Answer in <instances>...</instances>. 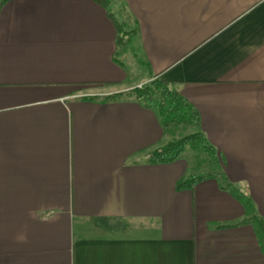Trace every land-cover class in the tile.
<instances>
[{
	"label": "crops",
	"instance_id": "0c3cea01",
	"mask_svg": "<svg viewBox=\"0 0 264 264\" xmlns=\"http://www.w3.org/2000/svg\"><path fill=\"white\" fill-rule=\"evenodd\" d=\"M112 9L146 75L118 59ZM155 76L196 109L222 176L177 189L205 165L150 162L167 140L158 114L106 98ZM252 216H264V0L1 4L0 264H264Z\"/></svg>",
	"mask_w": 264,
	"mask_h": 264
},
{
	"label": "trees",
	"instance_id": "16d2710c",
	"mask_svg": "<svg viewBox=\"0 0 264 264\" xmlns=\"http://www.w3.org/2000/svg\"><path fill=\"white\" fill-rule=\"evenodd\" d=\"M6 0H0V6ZM103 8H108L111 0H94ZM116 31L118 33V43H122L123 34L127 32L123 30V22H119L114 18ZM123 32V34H122ZM129 33V32H128ZM131 33V31H130ZM120 95L132 96L137 102L146 108L155 111L160 119L163 131L166 132L170 127L187 126L192 127L193 132L180 136L179 138H169L160 147L152 150L149 154V160L152 163H167L178 157L185 156L190 158L189 152L196 158V164H209L211 167L202 176H189L179 180L176 183L177 189L192 188L193 185L200 181L203 177L222 174L216 173L213 166L219 163L217 151L215 147L206 139L200 129V119L196 109L176 90L173 83L159 76L152 77L144 82L140 87H135L128 92L122 94H112L106 98H117ZM226 189L233 194H237L243 201L244 206L250 208V201L247 197L237 193L230 185L227 184ZM251 221L254 225L261 248L264 251V216H252Z\"/></svg>",
	"mask_w": 264,
	"mask_h": 264
},
{
	"label": "rangeland",
	"instance_id": "374dc122",
	"mask_svg": "<svg viewBox=\"0 0 264 264\" xmlns=\"http://www.w3.org/2000/svg\"><path fill=\"white\" fill-rule=\"evenodd\" d=\"M113 12V16L115 19H117L119 22H123L122 18L120 17V15H118L116 12V9H112ZM121 14V13H120ZM127 19L126 14L123 12V14H121V16H123ZM123 30L126 31V34H123V40L121 45H119V52H118V59L121 60L122 62H124V64L127 66L128 68V72L130 74V78H135L141 74L146 75V67H144L141 62H142V57L138 52V47L135 46V40L134 37L132 35V33H130V30L127 28V23L123 22ZM129 32V33H128ZM193 128L192 127H187V126H175V127H170L168 129V131L165 132V137L167 139L169 138H179L180 136H184L187 135L191 132H193ZM190 158H187L189 166H190V171H191V166H193L192 164L196 163V158H193V156L191 155V153L189 152ZM206 169L209 170L211 167L209 166V164L205 163L204 164Z\"/></svg>",
	"mask_w": 264,
	"mask_h": 264
}]
</instances>
